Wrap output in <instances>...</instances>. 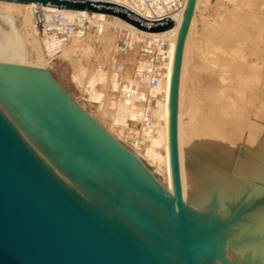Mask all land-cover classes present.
Returning <instances> with one entry per match:
<instances>
[{
	"label": "bare ground",
	"instance_id": "1",
	"mask_svg": "<svg viewBox=\"0 0 264 264\" xmlns=\"http://www.w3.org/2000/svg\"><path fill=\"white\" fill-rule=\"evenodd\" d=\"M188 1L186 0L184 11L174 16V24L161 31L138 29L126 20L108 13L93 11V14L89 16L90 21L97 26L93 35L95 34L97 40L103 42L108 50L112 38L120 32L118 27L129 30L127 42L130 49L144 37L163 41L167 37L170 38L168 43L170 58L166 63L165 74L161 78V83L159 80L158 85L150 92L156 101L151 108L153 126L145 128L141 125V131L135 138L136 146L140 139H147L146 156L156 162L157 169L161 165L164 166L166 185L163 188L135 155L115 142L90 116L73 104L42 66V54L34 38L36 28L33 20L29 19L31 3L0 0V18L10 24L7 31L0 29V110L7 114V117H4L11 126H16L22 138L37 151L49 168L64 182H66L65 178L69 179L70 185L74 188L73 184L85 188L84 190L79 188V191L106 203H110L107 195L115 193L118 189L117 183L110 180L90 160L88 151L80 146L78 142L80 140L92 154H100L109 159V162L133 177L136 183L174 204L169 151L170 91L176 42ZM197 1L195 0V6ZM61 11L67 12L65 9ZM82 12L84 10H79L80 14ZM17 15L21 17L19 28L14 25V18ZM193 16L183 45L177 99L178 162L187 220L218 202L263 199L264 197V96L259 95L253 101L255 104L253 112L252 110L250 113L245 112L243 105L240 109V105L237 104V113H234L232 117L226 113L227 120L231 122L228 128L224 126L225 113L221 114L220 111L223 110H217L215 107L218 102L215 96L207 95L206 101L204 99L199 101L197 105V111L200 114L197 118L199 119L198 140L193 142L190 158L186 161L187 169L182 162L180 109L183 103L181 100V88L184 81L183 59ZM108 17L112 21H108ZM101 25L102 28L99 31ZM108 26L117 27L114 30L116 32L114 37L109 32ZM20 28L24 35L20 33ZM78 39L65 46L60 54L94 50L93 44L84 45L85 42L81 43ZM25 42H30L32 48L35 47L34 62L25 59L23 50ZM138 66L141 68L142 63L139 62ZM98 75L103 78L106 73L99 72ZM130 79L128 71L107 77V83L120 90L114 97L115 105L111 102L110 106L114 105V108H117L118 117L115 113L114 117L122 120L123 122L119 121L122 123H126L127 118L139 119L143 108V104L136 103L133 97H127L124 93V84L130 82ZM92 95L96 100L101 97V93L97 90L92 91ZM245 117L252 121H246ZM116 122L118 121H114ZM160 149L163 150V154ZM99 186L103 188L104 193L97 191ZM76 189L78 190V187ZM118 197L130 199L135 206L142 208L153 219L169 221L167 211L161 203L146 198L132 188L120 187ZM235 237L258 238L243 241L240 249L244 254L264 261V207L247 225L235 232Z\"/></svg>",
	"mask_w": 264,
	"mask_h": 264
},
{
	"label": "water",
	"instance_id": "2",
	"mask_svg": "<svg viewBox=\"0 0 264 264\" xmlns=\"http://www.w3.org/2000/svg\"><path fill=\"white\" fill-rule=\"evenodd\" d=\"M116 15L148 31L172 26L170 17L148 20L98 0H2ZM195 7L189 0L179 30L170 91L169 151L174 204L135 182L100 154L89 158L118 189L112 204L94 199L61 180L0 113V264H264L244 254L236 238L264 207V199L218 202L187 220L177 149L178 81L185 36ZM126 92V90H125ZM124 92V93H125ZM132 188L161 203L169 221L151 218L130 199ZM99 193H104L98 187Z\"/></svg>",
	"mask_w": 264,
	"mask_h": 264
},
{
	"label": "rangeland",
	"instance_id": "3",
	"mask_svg": "<svg viewBox=\"0 0 264 264\" xmlns=\"http://www.w3.org/2000/svg\"><path fill=\"white\" fill-rule=\"evenodd\" d=\"M21 10L20 12L24 13L25 10ZM22 13L20 14L22 15ZM193 15L189 29L190 34L185 46V60L183 59L184 81L181 88V100L183 102L180 109L181 151L183 150L182 162L185 169H187L186 161L190 158L193 142L198 140L199 119L197 118L200 114H198L197 105L200 103L199 101L202 99L206 101L207 95L215 96L219 102L215 104V107H217V110H223L220 111L221 114L225 113L224 126L228 128L231 122L227 120L226 115L232 117L234 113H237V104L240 105V109L243 107V111L250 113L255 108L253 101L259 95L264 96V0H198ZM20 19L21 17L18 15L14 18V25L18 26L17 28L20 27ZM29 19L32 21L30 14ZM107 20L112 21L110 17ZM108 27L111 30L109 32L114 37L116 33L114 30L117 27ZM9 28V22L0 18V29L7 31ZM93 31L94 27L78 41L85 42L84 45L93 44L94 50L90 49V51L85 50L74 54L63 52L50 62L44 54L35 33L34 38L38 43L36 45H38L37 47L42 54V66L73 104L90 116L115 142L135 155L158 184H161L160 186L164 188L166 185V171L162 165L157 169L156 162L146 156L147 139H140L138 145L135 144V138L139 135L138 132L141 131L140 118H127L126 123H122V120L114 117V113L118 117V110L114 108L116 103L114 97L119 94L120 90L114 85H109L107 77L118 74L110 65H112L115 58V42L118 40V35H122V32L117 34V37L112 38L108 50L106 45L97 40L95 34L93 35ZM128 32L127 29V32L124 33L126 37ZM20 33L24 35L21 28ZM144 39H147V37ZM141 41L142 39L122 55L126 62L124 72H130L133 63L138 58ZM165 41L169 43L170 38H165ZM147 43L148 41H145V44ZM30 44V42H25L23 50L25 59L34 62L36 50L34 51L35 47L32 48L33 46ZM66 49L65 52L69 50ZM89 52L90 54H87ZM99 72L106 73V75L100 78ZM93 88L101 93L99 100H96L92 95V91H95ZM111 102H114L112 107L110 106ZM0 113L7 117L4 111L0 110ZM116 120L118 126L114 123ZM245 120H250V118L245 117ZM14 126L12 127L14 128ZM14 129L19 133L16 126ZM20 136L23 137L22 134ZM23 140L25 139L23 138ZM26 143L29 145L28 142ZM35 152L37 153L36 150ZM160 152L163 154V150L160 149ZM65 181L68 182H65L67 185L71 186L69 179L65 178ZM73 185L75 188L71 186L72 188L76 189L78 187L79 190V186ZM93 198L96 199L94 196ZM109 202V204H112L110 200Z\"/></svg>",
	"mask_w": 264,
	"mask_h": 264
},
{
	"label": "built area",
	"instance_id": "4",
	"mask_svg": "<svg viewBox=\"0 0 264 264\" xmlns=\"http://www.w3.org/2000/svg\"><path fill=\"white\" fill-rule=\"evenodd\" d=\"M118 4L138 16L148 20H159L170 17L174 24V16L182 13L186 6V0H98ZM56 5L31 3L30 13L36 35L41 43L42 50L49 62L56 58L63 48L72 43L75 39L85 36L97 26L90 21L89 16L93 11L65 9L62 12ZM172 24V25H173ZM133 25V24H132ZM135 26V25H134ZM138 29H141L135 26ZM102 25L99 27L101 30ZM122 35H119L114 46V61L110 67L121 73L126 68V62L122 58L130 46L127 42V29L118 27ZM144 30V29H141ZM119 32V34H121ZM144 37V36H143ZM145 38V37H144ZM145 41H148L145 44ZM139 46V55L130 69V82L124 84L125 95L133 97L136 103L143 104L139 124L145 128L153 126L152 106L155 99L151 96L153 90L166 70V63L170 58V46L166 41L156 38L142 39ZM121 56V57H120ZM142 63V67L138 63ZM143 89V91H141ZM133 95V96H132Z\"/></svg>",
	"mask_w": 264,
	"mask_h": 264
}]
</instances>
